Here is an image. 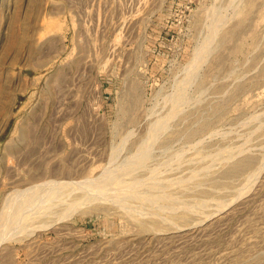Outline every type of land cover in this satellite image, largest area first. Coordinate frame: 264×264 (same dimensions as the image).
<instances>
[{
  "label": "rangeland",
  "instance_id": "1",
  "mask_svg": "<svg viewBox=\"0 0 264 264\" xmlns=\"http://www.w3.org/2000/svg\"><path fill=\"white\" fill-rule=\"evenodd\" d=\"M0 264H264V0H0Z\"/></svg>",
  "mask_w": 264,
  "mask_h": 264
}]
</instances>
